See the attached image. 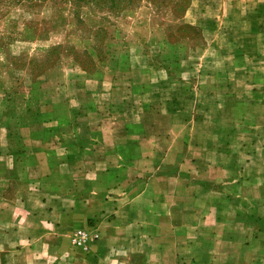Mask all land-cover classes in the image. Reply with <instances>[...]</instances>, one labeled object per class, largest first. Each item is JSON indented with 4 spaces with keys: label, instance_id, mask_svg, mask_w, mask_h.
Instances as JSON below:
<instances>
[{
    "label": "crops",
    "instance_id": "crops-1",
    "mask_svg": "<svg viewBox=\"0 0 264 264\" xmlns=\"http://www.w3.org/2000/svg\"><path fill=\"white\" fill-rule=\"evenodd\" d=\"M208 3L223 13L188 23L206 39L239 42L227 53L206 49L197 64L214 93L211 119L193 115L190 126L167 97L143 110L155 100L141 91L171 84L167 68H137L144 86L130 71L124 89L135 102L108 96L113 79L0 94V264H264V0ZM156 46L161 61L180 59V76L188 73L181 53ZM92 83L107 93L95 96ZM222 83L244 92L222 94ZM223 109L228 130L216 115ZM198 134L204 140L192 142ZM79 230L98 239L75 246Z\"/></svg>",
    "mask_w": 264,
    "mask_h": 264
},
{
    "label": "rangeland",
    "instance_id": "rangeland-1",
    "mask_svg": "<svg viewBox=\"0 0 264 264\" xmlns=\"http://www.w3.org/2000/svg\"><path fill=\"white\" fill-rule=\"evenodd\" d=\"M208 2L190 0L185 15L176 19L165 6L155 8L147 0L127 9L114 10L102 1V6H99L84 0H0V94L21 96L36 81L64 80L69 77L85 83L113 79L118 83L115 91L107 93L92 83L93 94L99 96V93L106 92L109 97L123 95L135 102V92L132 93L130 88L124 89L132 76L130 71L133 69L137 73L139 85L144 86L148 78L143 73L139 75L137 68H167L171 84L141 91L155 100L153 104L145 105L143 110L152 109L155 112L162 109L158 100L167 97L176 104L175 111L189 116L187 123L190 126L196 122L193 121V115L195 119L203 120L206 116L211 119L208 114L211 112L212 115L216 107L214 93L210 80L197 75V64L206 49L214 51L221 48L227 53L228 46L239 42L225 40L220 43L211 37L206 39L199 27L188 23L196 17L203 16L210 20L223 13L221 3ZM203 5L204 12L201 10ZM222 27L226 37H232L231 29L227 25ZM98 28H103L105 33L97 32ZM162 42H167L166 46ZM97 44L100 51L98 58L94 50ZM156 45L164 47L169 54L181 53L188 73L180 76V59H171L173 66L161 61ZM204 57L208 62L213 58L210 53ZM79 64L88 71L82 70ZM238 77L242 81L241 73ZM229 90L239 94L244 92L243 85L239 84L227 88L222 83L218 89L222 94L229 93ZM247 97L244 93L239 98ZM112 104L116 107V104ZM236 107L239 112L241 106L237 104ZM116 109L126 111L122 106ZM229 114L231 112L227 109L216 112L220 124L226 130L229 129ZM178 118L182 119L181 116ZM175 137L172 136L173 142ZM189 138L192 142L204 140L199 134ZM223 138L227 139V136ZM154 142L159 146L157 138Z\"/></svg>",
    "mask_w": 264,
    "mask_h": 264
},
{
    "label": "trees",
    "instance_id": "trees-1",
    "mask_svg": "<svg viewBox=\"0 0 264 264\" xmlns=\"http://www.w3.org/2000/svg\"><path fill=\"white\" fill-rule=\"evenodd\" d=\"M87 3H97V5L102 6V1L104 4H107V6L111 9H127L131 6H136L137 4L141 3L143 0H84ZM148 3L155 8H160L165 6L169 12L171 13L172 17L176 19H181L187 9L189 8L190 0H147ZM106 2V3H105ZM97 32H104L105 30L103 28L96 29ZM166 37L170 40V36L167 34ZM94 38V37H93ZM96 38V36H95ZM94 38V39H95ZM94 50L96 52L97 58L100 55V51L98 49V44L94 47ZM82 70L88 71L82 64H79Z\"/></svg>",
    "mask_w": 264,
    "mask_h": 264
},
{
    "label": "built area",
    "instance_id": "built-area-1",
    "mask_svg": "<svg viewBox=\"0 0 264 264\" xmlns=\"http://www.w3.org/2000/svg\"><path fill=\"white\" fill-rule=\"evenodd\" d=\"M97 239H98V234L96 232L79 230L73 236V243L75 246L82 247L85 246L87 242Z\"/></svg>",
    "mask_w": 264,
    "mask_h": 264
}]
</instances>
